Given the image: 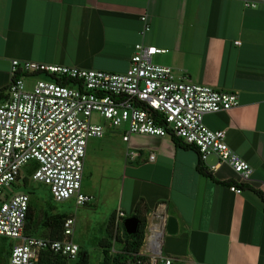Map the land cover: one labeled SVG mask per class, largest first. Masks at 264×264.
Listing matches in <instances>:
<instances>
[{
  "label": "crops",
  "instance_id": "1",
  "mask_svg": "<svg viewBox=\"0 0 264 264\" xmlns=\"http://www.w3.org/2000/svg\"><path fill=\"white\" fill-rule=\"evenodd\" d=\"M136 43L166 49L157 53L161 65L177 77L237 94V106L207 113L203 122L225 130L252 174L234 193L230 167L209 170L214 156L200 162L172 136L131 134L123 141L124 128L110 129L88 141L85 160L90 152L100 171L96 162L120 138L112 146L121 157L114 219L119 211L123 219L145 218L139 253L146 257L158 250L176 259L172 264H264V203L256 193L264 196V0H0V105L13 59L115 72L127 69ZM154 212L174 217L176 233H162Z\"/></svg>",
  "mask_w": 264,
  "mask_h": 264
},
{
  "label": "built area",
  "instance_id": "2",
  "mask_svg": "<svg viewBox=\"0 0 264 264\" xmlns=\"http://www.w3.org/2000/svg\"><path fill=\"white\" fill-rule=\"evenodd\" d=\"M141 19L146 23L145 15ZM166 51L136 43L129 66L120 72L11 60L8 98L0 105V237L15 241L8 264H36L45 250L68 260L77 258L75 219H63L61 239L26 234L30 196L11 195L8 188L22 181L21 172L29 169V180L47 185L53 201L74 198L76 205L91 203L93 196L81 188L86 148L89 139L105 135L104 126L92 122L93 114L124 128L123 141L131 134L182 139L195 148L200 162L216 158L209 170L221 164L230 167L236 179L229 189L242 191L241 185L251 178V166L226 143L225 130H211L203 122L207 113L237 106V94L192 83L186 76L177 77L172 67L153 63V55ZM25 79L34 80L27 86ZM135 154L130 151L129 157ZM153 158L151 153L149 159ZM123 217L121 211L115 216L117 229ZM146 258L132 264L176 261L158 250Z\"/></svg>",
  "mask_w": 264,
  "mask_h": 264
},
{
  "label": "rangeland",
  "instance_id": "3",
  "mask_svg": "<svg viewBox=\"0 0 264 264\" xmlns=\"http://www.w3.org/2000/svg\"><path fill=\"white\" fill-rule=\"evenodd\" d=\"M162 56L161 54L154 55L152 58L153 63L162 64L160 60ZM33 80L25 79L27 86L31 85ZM91 120L92 122L102 124L105 128V133L110 129L115 131L120 130V127L111 126L105 119L99 118L96 114L92 115ZM106 137H109V135L105 136V138ZM118 139L120 138L117 137L115 141H113V147H118ZM91 140L94 141L96 139H89V142ZM112 146H107L104 149V153L101 157L103 161L100 163L96 162V166L101 167L100 171L96 167L94 169L92 168L94 159L92 155H90V152L86 157L82 180V192L90 193L94 196L92 203L76 205L74 198L62 202H55L51 199L48 186L41 183L31 182L26 188H23L20 184L21 180H19L17 184L8 188L11 195L24 192V190L30 192V202L34 207L35 218H41L44 209H47L50 213L65 214L66 216L73 217L75 223L73 226L72 239L82 250L87 252L89 264H99L102 258L99 240L106 235V223L109 216L116 209L119 197V162L117 163V161H119L121 157L115 149H112ZM21 174H25L24 171H22ZM49 207H51V209H48ZM122 227L123 223L119 224L118 232L122 230ZM38 235H41V233H38ZM42 235L46 236V233L43 232ZM14 242L13 239L0 237V264H4L3 254L5 252L6 255L9 256L8 245L11 246ZM4 244L7 245L6 250L2 248L5 246Z\"/></svg>",
  "mask_w": 264,
  "mask_h": 264
},
{
  "label": "trees",
  "instance_id": "4",
  "mask_svg": "<svg viewBox=\"0 0 264 264\" xmlns=\"http://www.w3.org/2000/svg\"><path fill=\"white\" fill-rule=\"evenodd\" d=\"M174 138L177 143V140L183 141L180 138ZM184 146L193 148L195 150L193 146L186 144H184ZM199 169L205 175L210 176L209 172L202 166H200ZM24 173L25 175L20 184L23 188H26L31 183V181L29 180L31 171L29 169H25ZM243 185H241V189ZM24 192L28 193L30 196V192H27L25 190ZM256 193L264 203L263 194L257 190ZM48 209H51V207H49ZM132 216H134L138 221L136 232L134 234H127L123 226L120 235L118 229L116 231L114 215L111 214L109 216L105 227L106 235L105 237L99 240V246L101 247L102 253V258L99 264H132V262H134L136 258H142L144 260L147 259L146 256L141 255L139 253L140 247L144 239L146 220L144 217H140L136 213ZM35 217L36 216H34V207L29 199V207L25 221V233L33 236L47 237L51 239L62 238V223L63 219L66 217L65 214L50 213L47 209H44L41 218ZM43 232L46 233V236L42 235ZM38 233H41V235H38ZM118 241H121V244L119 248L113 253L111 249L113 245ZM8 246V254H10L11 246ZM79 249L80 250L78 252V256L75 260H68L48 250L42 251L36 264H89V256L87 252L82 250L80 247Z\"/></svg>",
  "mask_w": 264,
  "mask_h": 264
},
{
  "label": "water",
  "instance_id": "5",
  "mask_svg": "<svg viewBox=\"0 0 264 264\" xmlns=\"http://www.w3.org/2000/svg\"><path fill=\"white\" fill-rule=\"evenodd\" d=\"M158 215V223L160 230L168 234H174L177 230V221L172 216H164V213L155 214ZM123 226L127 234H134L137 230L138 221L134 216L127 217L123 220Z\"/></svg>",
  "mask_w": 264,
  "mask_h": 264
}]
</instances>
